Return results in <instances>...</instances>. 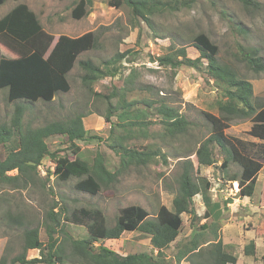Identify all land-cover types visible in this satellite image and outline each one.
Here are the masks:
<instances>
[{
	"label": "rangeland",
	"instance_id": "rangeland-1",
	"mask_svg": "<svg viewBox=\"0 0 264 264\" xmlns=\"http://www.w3.org/2000/svg\"><path fill=\"white\" fill-rule=\"evenodd\" d=\"M117 1L120 0H93L87 7L86 15L76 21L71 16L76 0H6L0 5V18L15 5L22 3L35 13L42 29L52 35L54 41L60 35L76 37L89 31L96 35L95 48L82 53L77 61L90 60L101 65L116 54H124L123 59L116 64L120 70L118 80H100L93 85V92L108 94L113 87H118L122 94L125 89L122 81L127 80V88L131 92L125 94L126 100H134V107L145 110L149 117L145 135H138L136 139L127 142L137 148L145 145L159 147L166 161L157 158L158 162L146 167H134L121 172L113 183L103 187L94 197L76 192L73 189L76 179L60 182L54 176L45 178L42 167L31 175V182L24 189L15 183L0 184V259L4 257L6 264H10L14 257L22 253L25 230L37 228L39 239L43 244L46 243L44 223H50L47 215L55 203L68 211L81 207L98 209L108 227L114 225L119 210L127 206L144 208L150 218L156 215L159 206L171 209L183 160L189 159L194 164L196 150L209 135V124L202 113L217 117L220 115L214 105L220 90L204 72L188 67L173 71L170 67L159 66L154 62L157 57L183 47L189 58H197L198 51L192 42L197 34L202 33L217 46V60L230 66L237 75L251 83V101L255 108L264 106V71L254 73L242 61L247 49H255L264 62V0H252L258 6L246 9L236 0H196L190 7L180 6V10L175 12L168 9L155 10L154 14L148 15L149 23L134 17L131 9L123 2L119 7L112 5ZM0 57H11L1 45ZM82 74L76 62L68 74V93H59L48 104H21L23 128H40L81 113L85 115L84 128L105 140L109 127L98 115L105 113L106 102L82 85ZM6 93V89L0 90V127L9 128L15 105L7 102ZM143 101L153 102L151 108H147ZM160 103L176 109L188 122L186 133L178 139L162 137L161 117L155 112ZM250 126L248 120L235 119L224 133L229 139L258 142L248 135ZM45 142L50 151L67 150L68 142L64 137H49ZM77 146L88 160L101 154L112 167L118 164L117 155L104 142H78ZM7 153L8 146L0 145V159H4ZM240 170L233 163L224 172L213 167H203L196 171L194 167L193 177L205 178L212 183L210 198L220 208L212 217L205 218L201 196L194 197L196 218L191 221L188 215L181 216L180 233L169 248L164 250L167 264H176V246L190 238L191 224L197 229L205 222L208 225L214 224L209 231L215 230L217 240L221 241L226 251L237 257L236 264H260V258L264 256V165L257 176L252 198L238 196L237 183L228 180L233 175L238 177ZM15 174V171L8 173L9 176ZM53 212H58V208L53 209ZM64 230L75 240L88 237L82 226L64 223ZM209 231H206V239L215 242V233ZM250 241L254 242L256 250L253 257H246L243 247ZM100 245L121 256L151 252L149 239L140 232H125L117 240L94 244L95 248ZM64 251L69 255V245L65 244ZM33 258H39L38 250L27 252L26 260ZM179 264L191 263L184 260Z\"/></svg>",
	"mask_w": 264,
	"mask_h": 264
},
{
	"label": "trees",
	"instance_id": "trees-1",
	"mask_svg": "<svg viewBox=\"0 0 264 264\" xmlns=\"http://www.w3.org/2000/svg\"><path fill=\"white\" fill-rule=\"evenodd\" d=\"M5 1L0 0V5ZM92 1L76 0L71 12L72 19H82ZM195 1L120 0L112 5L119 7L123 2L131 9L134 17L149 23L148 15L154 14L155 10L168 9L175 12L181 7H190ZM236 1L244 9L258 6L252 0ZM96 40V35L89 31L78 37L60 35L54 41L53 36L42 29L35 13L22 3L15 5L0 18V45L11 54L10 58L0 57V90L6 89L7 102L15 105L11 127H0V145L8 146L5 158L0 159V184L15 183L24 189L28 182H31V175L36 174L42 167L45 178L54 176L60 182L76 179L73 189L94 197L103 187L113 183L119 173L134 167H146L158 162L157 158L166 161L159 147L145 145L137 148L127 142L136 139L138 135H145L149 125L147 112L135 108L134 100H126L125 94L131 92L127 88V80L122 81L125 86L122 94L119 93L118 87H113L108 94L93 92V85L100 80H118L120 70L116 64L124 57V54H116L101 65H96L90 60L77 61L82 53L95 48ZM192 43L198 51L197 58H189L182 47L157 57L154 62L159 66L170 67L173 71L188 67L204 72L220 90V95L214 103L220 115L217 117L202 113L209 124V135L196 150L194 164L189 159L183 160L171 209L159 206L156 215L150 218L144 208L127 206L119 210L114 225L108 227L98 209L81 207L68 211L55 203L47 215L50 223H44L46 243L43 244L39 239L37 228L25 230L22 253L14 257L10 264H167L164 250L177 239L182 227L181 216L188 215L191 221L196 218L193 210L194 197L201 196L205 218L212 217L220 208L219 204L212 202L210 198L212 183L205 178L193 177L194 167L196 171L203 167H213L224 172L231 163L237 164L241 169L239 176H230L228 180L237 183L238 196L253 197L257 176L264 165V106L255 108L251 101V83L237 75L230 66L217 60L218 48L206 35L197 34ZM242 61L254 73L264 71L263 59L255 49H247ZM76 62L83 72L82 85L106 102L105 113L98 116L108 124V137L102 140L89 133L83 124L85 115L81 113L40 128L24 129L21 104H48L53 102L59 93H68V74ZM143 102L147 108H151L153 104ZM155 112L161 117L162 137L178 139L186 133L188 122L176 109L160 103ZM235 119L248 120L251 123L248 135L258 142L247 143L239 139H229L224 131ZM53 136L66 138V151L49 150L45 140ZM95 140L104 142L117 155V166L112 167L101 154L91 160L84 157L77 143L89 144ZM13 171L16 174L9 176L8 173ZM55 208H58L56 213L53 212ZM64 223L84 227L88 237L73 239L64 230ZM213 225L205 222L196 229L191 224L190 238L176 246V264L184 260L191 264H236L237 257L226 251L221 241L217 240L215 230L209 231ZM206 231L215 233V242L206 239ZM125 232H140L146 235L151 252L121 256L104 246H94L99 241L117 240ZM65 244L70 247L69 255L65 254ZM29 250H38L39 258L26 260ZM255 250L254 242L250 241L243 247V254L253 257ZM0 264H6L4 257L0 259ZM260 264H264V256L260 258Z\"/></svg>",
	"mask_w": 264,
	"mask_h": 264
},
{
	"label": "bare ground",
	"instance_id": "bare-ground-1",
	"mask_svg": "<svg viewBox=\"0 0 264 264\" xmlns=\"http://www.w3.org/2000/svg\"><path fill=\"white\" fill-rule=\"evenodd\" d=\"M235 185H236V183H235ZM237 186V185H236Z\"/></svg>",
	"mask_w": 264,
	"mask_h": 264
},
{
	"label": "crops",
	"instance_id": "crops-1",
	"mask_svg": "<svg viewBox=\"0 0 264 264\" xmlns=\"http://www.w3.org/2000/svg\"><path fill=\"white\" fill-rule=\"evenodd\" d=\"M84 34V33H83ZM76 37H78V36H76Z\"/></svg>",
	"mask_w": 264,
	"mask_h": 264
}]
</instances>
